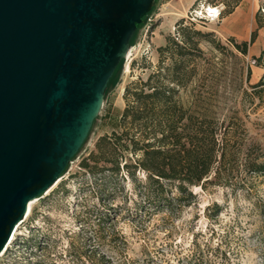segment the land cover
<instances>
[{
    "label": "rangeland",
    "instance_id": "374dc122",
    "mask_svg": "<svg viewBox=\"0 0 264 264\" xmlns=\"http://www.w3.org/2000/svg\"><path fill=\"white\" fill-rule=\"evenodd\" d=\"M235 1L154 0L87 141L59 182L34 201L0 264H264V176L249 189L193 188L191 205L168 212L146 208L141 186L129 177L109 185L82 168L100 137L121 131L127 89L136 91L151 75L175 88L174 111H212L222 131L231 125L243 144L264 148V86L253 87L264 77V65L255 62L264 49L256 20L258 12L264 17V0H241L227 13ZM257 7L256 45L244 56L232 44L246 42L236 17ZM176 65L183 86L170 83Z\"/></svg>",
    "mask_w": 264,
    "mask_h": 264
},
{
    "label": "water",
    "instance_id": "95a60500",
    "mask_svg": "<svg viewBox=\"0 0 264 264\" xmlns=\"http://www.w3.org/2000/svg\"><path fill=\"white\" fill-rule=\"evenodd\" d=\"M154 0H0V255L87 140Z\"/></svg>",
    "mask_w": 264,
    "mask_h": 264
},
{
    "label": "trees",
    "instance_id": "16d2710c",
    "mask_svg": "<svg viewBox=\"0 0 264 264\" xmlns=\"http://www.w3.org/2000/svg\"><path fill=\"white\" fill-rule=\"evenodd\" d=\"M240 2L237 0L228 5L227 13H233ZM208 3L210 6L212 2ZM256 20L258 27L264 28V17L260 12ZM183 22L181 19L178 26ZM195 34L203 36L200 31ZM256 36L254 31L250 41H232V44L246 56ZM255 62L264 65V49ZM180 72L179 66L173 67L170 83L183 86L178 77ZM248 73H251L249 68ZM153 79L151 75L136 91L127 89L121 131L100 137L96 152L82 162V168L97 181L103 179L109 185L118 177H129L141 186L139 194L146 208L168 212H173L176 206L191 205L195 201L193 188L249 189L254 184L252 179L264 176V148L255 143L243 144L233 129L230 132L231 125L222 131L212 111H174L173 108L177 109L172 103L175 88L165 81L155 84ZM262 86L264 77L253 87ZM229 118V121L234 120ZM139 174L143 178L139 179ZM214 207L221 212L217 203Z\"/></svg>",
    "mask_w": 264,
    "mask_h": 264
},
{
    "label": "crops",
    "instance_id": "0c3cea01",
    "mask_svg": "<svg viewBox=\"0 0 264 264\" xmlns=\"http://www.w3.org/2000/svg\"><path fill=\"white\" fill-rule=\"evenodd\" d=\"M243 2H244V4H246L245 0ZM257 10H258V7L254 8L253 12L251 14L246 15V17H243V18L236 17V20L240 19L239 23L241 22L238 26V29H241V31H242L241 32V34L243 35L242 40L247 41L250 39L252 31L254 30V27H255V21L254 20H255V14H256ZM262 29L263 30H262V32H260V34L262 35L263 44H264V28H262ZM254 45H256V42L254 43Z\"/></svg>",
    "mask_w": 264,
    "mask_h": 264
},
{
    "label": "bare ground",
    "instance_id": "6f19581e",
    "mask_svg": "<svg viewBox=\"0 0 264 264\" xmlns=\"http://www.w3.org/2000/svg\"><path fill=\"white\" fill-rule=\"evenodd\" d=\"M208 10H209V11H208L209 13H217V10L213 9L212 7L208 8ZM58 182H59V181H58ZM58 182H57V183H58ZM55 185H56V184H55ZM55 185H54V186H55ZM54 186H53V187H54ZM51 189H52V188H51ZM34 201H36V200H33V201L30 202V204H29L28 213H29L30 210L32 209V205L34 204ZM28 213H27V215H28ZM21 224H22V223H21ZM21 224H20V225H21ZM20 225H19V226H20ZM19 226H18V227H19ZM18 227L16 228V230L14 231V233L17 231ZM14 233H13V235H14ZM13 235H12V237H11V239H10L9 242H11V240H12V238H13ZM9 242H8V243H9ZM7 245H8V244H7ZM6 248H7V246H6ZM6 248H5V249H6ZM3 252H4V251H3ZM3 252H2V253H3Z\"/></svg>",
    "mask_w": 264,
    "mask_h": 264
}]
</instances>
